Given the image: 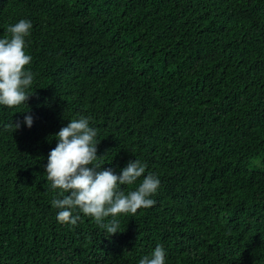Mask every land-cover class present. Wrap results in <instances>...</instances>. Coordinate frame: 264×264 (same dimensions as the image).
Segmentation results:
<instances>
[{
    "label": "trees",
    "instance_id": "16d2710c",
    "mask_svg": "<svg viewBox=\"0 0 264 264\" xmlns=\"http://www.w3.org/2000/svg\"><path fill=\"white\" fill-rule=\"evenodd\" d=\"M22 19L34 80L0 105V264H138L157 244L165 264H264V0H0V39ZM80 116L102 170L160 181L111 237L52 207L48 156Z\"/></svg>",
    "mask_w": 264,
    "mask_h": 264
},
{
    "label": "clouds",
    "instance_id": "9594fccd",
    "mask_svg": "<svg viewBox=\"0 0 264 264\" xmlns=\"http://www.w3.org/2000/svg\"><path fill=\"white\" fill-rule=\"evenodd\" d=\"M31 29V21L22 19L7 28L10 37L0 39V105L9 109L26 104L31 96L27 90L34 77L30 70H25L32 60L25 52ZM24 123L32 127L31 115L25 116ZM89 124V118L80 116L61 128L45 172L50 188L59 190V198L52 200V207L58 210L56 219L60 224L76 226L82 213L106 230V237H111L120 233L119 216H135L139 209L155 205L151 197L157 192L160 181L154 173L145 175L147 165L139 160L129 161L119 174L111 168L102 170L103 167L95 163L103 157L97 156L100 143L96 139L97 130ZM5 128L15 132L21 128V123L12 121ZM140 178L135 190L126 193L121 189V186L136 184ZM165 257L164 248L157 244L138 264H165Z\"/></svg>",
    "mask_w": 264,
    "mask_h": 264
}]
</instances>
